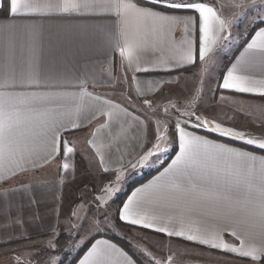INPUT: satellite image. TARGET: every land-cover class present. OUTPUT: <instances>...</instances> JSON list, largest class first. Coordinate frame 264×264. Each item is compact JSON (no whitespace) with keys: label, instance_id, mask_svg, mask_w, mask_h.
<instances>
[{"label":"crops","instance_id":"0c3cea01","mask_svg":"<svg viewBox=\"0 0 264 264\" xmlns=\"http://www.w3.org/2000/svg\"><path fill=\"white\" fill-rule=\"evenodd\" d=\"M176 7L9 0L0 15V244L57 232L80 142L103 173L156 169L175 144L118 210L151 237L161 255L151 264H264V153L227 142L264 150V99L253 97L264 96V25L223 68L216 111L173 124L139 99L160 108L162 90L227 31L209 2ZM117 77L128 78L133 104L102 92ZM74 264L140 263L95 235Z\"/></svg>","mask_w":264,"mask_h":264},{"label":"rangeland","instance_id":"374dc122","mask_svg":"<svg viewBox=\"0 0 264 264\" xmlns=\"http://www.w3.org/2000/svg\"><path fill=\"white\" fill-rule=\"evenodd\" d=\"M196 1L190 0L186 4ZM204 1L212 4L225 18L227 25L225 36L211 56L195 67L192 73L179 75L181 78L175 88L162 90L159 95L162 96L160 108L153 107L150 99L149 104L145 105L143 100L148 98L139 99V103L147 110L152 109L160 113L173 124L182 120L184 124L185 120L191 121L190 118L196 114H212L216 111L221 70L245 40L249 29L256 22L264 20V0ZM116 81L115 86L105 88L102 92L113 96L120 93L123 100L131 101L133 94L128 78L117 77ZM172 138L171 143L174 141ZM79 147L82 155L78 165L80 174L75 177L78 187L76 193L79 197L75 206L64 219L59 215L56 233L0 244V264H14L23 260H28L29 264H68L95 235L115 237L128 246L143 264H151L161 258L149 235L119 224L115 219L117 209L115 198L149 167L142 168L133 164L116 173H103L83 142L79 143ZM60 232L66 235L67 240L57 241ZM38 254L47 256V259L36 261Z\"/></svg>","mask_w":264,"mask_h":264},{"label":"trees","instance_id":"16d2710c","mask_svg":"<svg viewBox=\"0 0 264 264\" xmlns=\"http://www.w3.org/2000/svg\"><path fill=\"white\" fill-rule=\"evenodd\" d=\"M135 1H137L139 3H142L144 5H148V6H151V7L160 9V10H163V11H182L183 8L176 7V4H183L184 5V4H186L190 0H135ZM197 1H204V0H197ZM8 7H9V0H1L0 15H6L8 13ZM262 25H264V20L263 21L256 22L249 29L245 40L238 46V48L234 51V53L232 54V56L235 55V53L245 44V42L247 41L248 37L252 34V32L256 28H258V27H260ZM222 73H223V69L221 70V72L219 74V77H220V75ZM219 79H218V82H219ZM250 96H252V95H250ZM253 97L259 98V99H264V96H253ZM209 135L211 137H214V138H217V139H221V138L217 137V135H215V134H211L210 133ZM173 137H174V133H173ZM227 142L233 143L235 145H239V146H242V147H245V148H248V149L257 151V152H260V153H264V150H262V149L254 148V147L247 146V145H244V144H241V143H237V142H231V141H227ZM175 148L176 147H175V144H174L173 147H172V149H171V151H170V153L168 154V158L165 160V162L162 165H164L168 161V159H170V157L172 156V154L175 152ZM80 158H81V156L77 153L76 156H75V168H76V171L75 172H76V175L77 176L80 174V171H78V165H79ZM162 165L159 166L156 169L147 170V171L143 172L141 174V176L136 181L132 182L122 193L118 194V196L115 198L116 199V204H117L115 219H116V221L119 224L128 226V225L124 224L120 220V218L118 216L119 207H120L121 203L123 202L124 198L126 197V195L128 194V192L135 185H137V184H139V183L147 180L148 178H150L154 173H156L160 169V167H162ZM77 188L78 187H77L76 179H74L73 181H69V182H65L64 183L63 189H62V206L60 208V216H61V219L62 218L64 219L69 214L70 209L73 208L75 206V204L77 203V201L79 199V197H78V195L76 193V189ZM61 230H63V228H61ZM108 238H110V239L116 241L118 244L122 245L127 250V252L129 254H131L135 258V260H137V262H139L140 264H143L138 259V257L136 256V254L133 251H131V249L128 246H125L121 241H119L115 237L108 236ZM61 240H67L66 235L64 233H62V232H60L59 236L57 237V241H61ZM89 243H90V241L88 243H86V247L88 246ZM86 247H84L82 250H80L78 252V255H76L75 259L72 260V261H70L68 264H74L76 262V260L78 259V257L84 252V250L86 249ZM45 259H47V256L42 255V254H38V256L36 257V261H43ZM259 261L262 262V263H264V257H261ZM14 264H29V262H28V260H23V261H18V262L14 263Z\"/></svg>","mask_w":264,"mask_h":264},{"label":"built area","instance_id":"2783aa9c","mask_svg":"<svg viewBox=\"0 0 264 264\" xmlns=\"http://www.w3.org/2000/svg\"><path fill=\"white\" fill-rule=\"evenodd\" d=\"M143 101H144V104L145 105H148L149 104V99H144Z\"/></svg>","mask_w":264,"mask_h":264}]
</instances>
